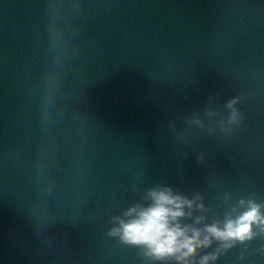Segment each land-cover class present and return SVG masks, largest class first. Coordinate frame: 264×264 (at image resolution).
I'll list each match as a JSON object with an SVG mask.
<instances>
[{
	"label": "water",
	"instance_id": "95a60500",
	"mask_svg": "<svg viewBox=\"0 0 264 264\" xmlns=\"http://www.w3.org/2000/svg\"><path fill=\"white\" fill-rule=\"evenodd\" d=\"M154 192L209 243L124 239ZM0 264H264V0H0Z\"/></svg>",
	"mask_w": 264,
	"mask_h": 264
},
{
	"label": "clouds",
	"instance_id": "9594fccd",
	"mask_svg": "<svg viewBox=\"0 0 264 264\" xmlns=\"http://www.w3.org/2000/svg\"><path fill=\"white\" fill-rule=\"evenodd\" d=\"M152 195L156 201L152 207L140 211L137 219L128 223L121 222L124 239L133 243H146L157 254L175 253L187 249L184 255H188L194 251L196 243H209L207 236L203 241L198 239L200 235L198 230L194 232L193 236L187 237L185 229H181L178 225L169 226V218L174 220L176 217L184 215L181 205L190 204V202L180 200L178 197H171L164 192H154ZM166 205H175V207ZM130 211H135V209ZM257 219H259L258 208L253 206L237 221H228L223 230L216 226H210L207 230L217 238L243 240L250 234L251 224ZM180 237H184V239L181 241Z\"/></svg>",
	"mask_w": 264,
	"mask_h": 264
}]
</instances>
